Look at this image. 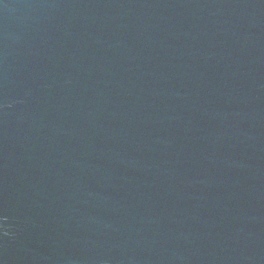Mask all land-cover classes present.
<instances>
[{
    "label": "water",
    "instance_id": "95a60500",
    "mask_svg": "<svg viewBox=\"0 0 264 264\" xmlns=\"http://www.w3.org/2000/svg\"><path fill=\"white\" fill-rule=\"evenodd\" d=\"M0 264H264V0H0Z\"/></svg>",
    "mask_w": 264,
    "mask_h": 264
}]
</instances>
